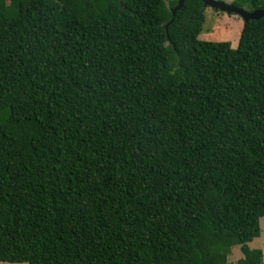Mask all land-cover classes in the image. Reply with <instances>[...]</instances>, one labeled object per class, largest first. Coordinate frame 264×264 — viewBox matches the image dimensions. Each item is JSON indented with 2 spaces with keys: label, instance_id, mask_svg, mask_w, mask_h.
I'll return each mask as SVG.
<instances>
[{
  "label": "trees",
  "instance_id": "trees-1",
  "mask_svg": "<svg viewBox=\"0 0 264 264\" xmlns=\"http://www.w3.org/2000/svg\"><path fill=\"white\" fill-rule=\"evenodd\" d=\"M177 5L0 0V263L264 264V18Z\"/></svg>",
  "mask_w": 264,
  "mask_h": 264
},
{
  "label": "rangeland",
  "instance_id": "rangeland-1",
  "mask_svg": "<svg viewBox=\"0 0 264 264\" xmlns=\"http://www.w3.org/2000/svg\"><path fill=\"white\" fill-rule=\"evenodd\" d=\"M232 5L235 0H216ZM250 11L249 9H245ZM206 21L200 35L201 41L207 42H229L234 49L238 48L239 40L243 30L244 21L238 16H230L225 13L217 12L211 8L205 11ZM261 236L254 240L249 246L251 249H259L264 253V218L261 219ZM244 256L240 248L233 249L232 255L229 257V264H237ZM8 264V263H0Z\"/></svg>",
  "mask_w": 264,
  "mask_h": 264
},
{
  "label": "water",
  "instance_id": "water-1",
  "mask_svg": "<svg viewBox=\"0 0 264 264\" xmlns=\"http://www.w3.org/2000/svg\"><path fill=\"white\" fill-rule=\"evenodd\" d=\"M186 0H178V5L172 9L173 19L166 25V31L168 33L170 25L174 22V19L180 11ZM205 8H211L217 12L225 13L230 16H238L243 19L244 22L250 21H259L264 18V10H256L251 13L247 12L244 9L234 7L233 5L226 4L225 2L216 1V0H201Z\"/></svg>",
  "mask_w": 264,
  "mask_h": 264
}]
</instances>
